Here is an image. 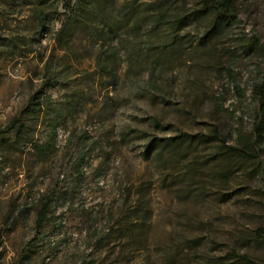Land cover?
<instances>
[{
	"label": "rangeland",
	"instance_id": "374dc122",
	"mask_svg": "<svg viewBox=\"0 0 264 264\" xmlns=\"http://www.w3.org/2000/svg\"><path fill=\"white\" fill-rule=\"evenodd\" d=\"M132 7L183 14L199 5L116 0L114 15ZM36 8L0 0V264H264V137L253 130L264 56L243 52L264 44V0H235L220 38L202 40L213 19L202 18L173 52L125 58L115 74L98 68L88 34L66 50L56 25L38 42ZM43 87L65 110L55 149L39 157L30 145L5 146L13 135L4 129ZM48 121L26 120L42 142ZM179 131H218L248 155L220 142L175 148Z\"/></svg>",
	"mask_w": 264,
	"mask_h": 264
},
{
	"label": "trees",
	"instance_id": "16d2710c",
	"mask_svg": "<svg viewBox=\"0 0 264 264\" xmlns=\"http://www.w3.org/2000/svg\"><path fill=\"white\" fill-rule=\"evenodd\" d=\"M196 1L199 8L183 14L162 9L154 10L149 7L144 10L132 7L127 12L114 15L116 0H33L37 8L32 18L37 24L35 35L38 42L47 31H53L56 25H59V28L53 31L54 40L61 46L65 45L66 50H70V44L79 35L88 34L91 38L90 48L95 52L98 68L107 74H115L117 67L123 64L125 58L147 59L150 58L152 51H156L157 56L173 52L181 46L179 32L184 26L202 18H213L211 27L205 31L202 40L212 41L222 37L236 18L235 0ZM124 30L132 37L123 39ZM243 50L247 55L259 50L264 56V44L257 39L243 45ZM48 72L51 74L52 70L49 69ZM55 84L56 81L53 79L49 80L46 86L54 87ZM236 89L240 92L238 87ZM45 94L44 87L37 91L29 104L4 129L5 134L13 135L3 140L5 146L22 151L25 146L30 145L32 153L39 157H44L55 149L65 110L56 107L51 97ZM253 94L258 101L253 130L255 137L262 138L264 137V66L261 79L255 85ZM77 104V102L74 104V108ZM39 118L49 119L44 142L30 133V127L26 122L27 119ZM155 125L159 128L166 127L159 120H155ZM176 140V145L173 146L175 148L189 141L220 142L225 153L248 155L243 149L227 145L228 137L218 131L196 135L179 131ZM158 145L159 143L153 139L146 146L147 152H153ZM88 152L87 150L84 155L77 158L78 167L83 166ZM50 204L51 201L44 203L36 221L37 227L43 225L49 213ZM81 264H95V262L85 260Z\"/></svg>",
	"mask_w": 264,
	"mask_h": 264
}]
</instances>
